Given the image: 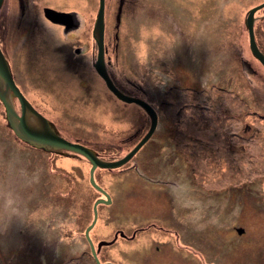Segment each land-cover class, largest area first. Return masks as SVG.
<instances>
[{
	"label": "rangeland",
	"instance_id": "rangeland-1",
	"mask_svg": "<svg viewBox=\"0 0 264 264\" xmlns=\"http://www.w3.org/2000/svg\"><path fill=\"white\" fill-rule=\"evenodd\" d=\"M51 1L57 5H67L62 8L64 10L75 11L79 26L69 32L68 38L65 37L66 32L61 36L55 25L40 23L38 20L44 19L35 6L31 11H21L19 6L13 10V0L3 1L0 9V21L3 19L0 22V47L15 83L62 136L90 142L93 150L101 147L102 152H99L106 157H122L133 147L128 144V130L137 127L141 121H149L144 135L150 119L137 105L118 100L93 67L96 44L92 29L98 0ZM263 1L104 0L107 72L122 92L148 101L158 111V119L162 122L153 141H170L168 136L163 137L168 132L161 133L164 120H180L178 125L184 127V124L194 125L193 119L196 118L202 123L208 120L213 133L217 131L216 124L220 128L222 125L227 137L223 139L220 134L211 137L213 147L219 145L220 148H217V152L212 146L205 148L209 158L206 175L197 172L192 175L193 172L189 174L187 170L190 164L186 151L195 152L197 148L190 144L192 140L184 137L176 145L178 148L173 150V164L178 163L176 167L173 166V200L184 204L192 201L199 205L197 209L192 208L185 213L193 217L191 221L181 220L178 228L173 223V238L150 230L138 233L133 241L119 242L112 249L105 246L99 255L101 260L114 256L126 264H137L138 250L145 246L150 249L146 251L148 257L145 264H162L164 255L158 256L153 247L156 242L167 239V243H173L174 249L178 247V253L165 255L173 258V264H216L210 260L201 241L187 243L189 238H199L213 243L223 241L226 249L230 246L228 240L239 243L240 250L236 248L238 260L227 262L228 259L225 264H264V252L257 251L255 245L244 246V237H239L236 229L233 230L239 224L247 230L246 238L253 237L257 240V246L264 247V213L247 208L238 214L236 199L227 200L228 187L240 183L252 193L257 206H264V119L261 118L264 116H259L264 114V69L250 52L244 24L247 11ZM43 2L45 0H38V3ZM261 12L264 13V8ZM256 28L257 40H263L264 33L257 23ZM115 33L118 35L117 41ZM61 42L63 44H59ZM76 48H79V53H75ZM11 101L19 112L17 99L11 97ZM237 105L243 109L240 114L234 110ZM251 110L256 115H251ZM30 119L32 123L35 122L33 118ZM237 121L242 124L247 121L261 128L254 137L257 147L256 175L244 173L255 163L250 160L248 148L244 149V146L241 152L242 170L236 168L237 149H234V137L229 131ZM169 130L174 131L173 128ZM190 131L194 133L195 129L190 128ZM177 134L176 131L174 137ZM207 136L210 137L209 134ZM227 141H230V146ZM154 144L151 146L154 147ZM163 144L161 149L165 150ZM53 150L60 149L32 145L20 139L8 126L5 108L0 101V264H59L67 256L63 250L56 254L57 240L54 238L48 239L49 244H44L40 250L42 242L37 239L36 243L33 239L47 218L52 219V232L58 231V224L63 221L67 229L75 227L73 218H63L57 203L56 197L62 192L64 180L56 185L53 182L51 168L60 164L55 157V160L52 159ZM201 151L202 147L197 149L193 164L200 159ZM148 153L149 146L137 156L142 160ZM22 155H27L30 161L21 160ZM76 163L80 165L81 189L90 193L84 181L90 164L82 159L80 163L72 161L69 165ZM69 168L66 167L67 170ZM98 171V181L105 189H109L111 183V189H114L115 179L123 176L118 169ZM43 177H47V181ZM163 177L169 179L170 172ZM48 183L50 187L46 185ZM134 184L142 192L140 196L125 198V203L122 200L119 205L114 203L105 210H99L97 221L101 226L93 229L95 234L92 237L95 246L96 241L108 239L114 228H121L130 234L135 228L146 225L148 214L143 210L152 202L156 205L157 199L163 201L157 187L152 188L145 181L134 180L124 183L123 187L118 184L120 199H123V191ZM219 189L226 190L222 193L217 191ZM52 192L54 198H50ZM88 200L89 212L83 225L92 220L94 193ZM223 203L227 207L217 215L214 208L217 205L221 209ZM198 209L200 213L195 212H199ZM70 211L75 214L77 207H72ZM202 211L206 213L202 214ZM200 216L203 217L199 219ZM175 229L178 234L174 233L177 232ZM74 242L82 246L87 240L83 243L81 238L76 237L63 249L69 253V247L74 246ZM120 250L124 251L125 256L118 254Z\"/></svg>",
	"mask_w": 264,
	"mask_h": 264
},
{
	"label": "trees",
	"instance_id": "trees-1",
	"mask_svg": "<svg viewBox=\"0 0 264 264\" xmlns=\"http://www.w3.org/2000/svg\"><path fill=\"white\" fill-rule=\"evenodd\" d=\"M117 21L119 22V19ZM118 22L116 23V26H117ZM117 38H118V35H117V33H115V41H117ZM96 50H97V47H96ZM106 52H107V45H105V42H104V56H105ZM105 64H106V62H105ZM262 68H263V66H262ZM185 101H187V100H185ZM129 104H131V103H129ZM241 105H243L242 102H241ZM138 107H140V106H138ZM201 107H203V106H201ZM227 108H228V105H227ZM234 110L236 111V113L240 114V112L243 109H241V107H239V105H237V106H235ZM155 111H156V109H155ZM156 113H157V125H156L154 132L150 136V138L145 142L144 145L141 146V148L138 149V151L126 163L119 166L118 168H114L115 170L118 169V171H120V173L123 174V176L115 179L116 181H115V184L113 185L114 189H111L112 183L110 184V182H109L110 187L108 186L109 189L106 188V190L109 191L110 193L112 191L111 194H112V196H115L116 200L119 199V193L121 191L118 184L123 187L124 183L131 182V181L136 180L138 178H141L142 180L146 181L147 183H152V184L165 183V180H164L165 178L163 176H166L167 172H170L169 169H171L173 166L176 167V165L178 164V163L173 164V156H174L173 150H174V148L175 149L178 148L176 145L179 144L184 137L186 140L187 139L190 141L192 140L190 144L195 145V147H197L196 151L198 148L202 147L201 157L194 164H193V160H194V154L196 153V151L195 152L186 151L187 152L186 153L187 161L190 164V169H187L189 174H192L190 172V171H192L193 172L192 175H194V172H197L196 174H203V175L205 173V175H206L207 169L209 168V164H208L209 158H208V151L205 148H208L207 145L213 147V145H212L213 139H211V137L212 138L215 137V134H220L223 137V139H225L227 137V135H225V132L223 131L224 129H223L222 125L220 128V126L219 125L217 126V124H216L217 131H215L213 133V130L211 128L212 126L209 124L208 120H206L205 123H202V120H200V119L198 120V118H196V119H193L194 125L185 126V124H184L183 125L184 127H180L178 125V122L180 120H173V121L172 120H170V121L164 120L163 123H165V124L162 127L163 132H161V133L164 134V133L168 132V134L166 136H163V137L165 138L168 136V139L170 141L164 142L162 140V142L156 143L153 140H154L156 133L159 132V131H157V127H158L159 123L162 122L158 119L159 118L158 111H156ZM250 113H251V115L253 113L256 115V112L254 110H251ZM241 116L242 115H240V117ZM259 116L260 117L264 116V114H259ZM261 118L264 119V117H261ZM148 122L149 121H141V122H139L137 127H135V128L131 127L128 130L130 133L128 144H132L133 146L135 145V143L143 135L144 130L146 129V125L148 124ZM233 125L234 126H233L232 130L229 131V134H231L234 137L232 144L234 145V149H237L235 151L236 168L240 171L242 170V168H241V152L243 150L242 147L244 146V149H245V147L248 148V151L250 153V160L255 162L254 165L252 164V167H250L244 173L246 175H256L257 174V168H256V166H257V147L254 144V137L258 133V129L261 130V128L255 124L249 123L247 121H244L243 124L241 123V121H237ZM226 127L228 128V126H226ZM170 128H173L174 131L169 130ZM190 128L195 129L194 133L190 131ZM158 129H159V127H158ZM180 129H182V131H180ZM57 131L59 132L58 129H57ZM176 131L178 132V134L176 137H174L175 135H173V134ZM59 133H61V132H59ZM207 134H209L210 137H208ZM173 138L174 139L176 138L175 142H174ZM68 139L71 141L80 142L83 145L91 147L89 144L90 142H87V141L82 142L81 140H79L77 138L74 140L71 138H68ZM223 141H224L223 144H225L226 143L225 140H223ZM152 143H155L154 147H152V150L149 151L148 155L144 159L140 160L138 158L137 154L140 153L141 151H143L147 146L150 147L152 145ZM168 143H170L169 146H167ZM227 143H228L227 145L230 146V141H227ZM162 144L164 145L165 150L161 149V148H163ZM173 145H174V147H173ZM218 147H219V145H217V146L214 145V147H213L215 149L214 152L218 151L217 150ZM204 149H205V152H204ZM94 150L97 152V154L100 158L105 159V160H115V159H118L121 157V155H115V156L109 158V157H106L105 155H101L99 152V151L102 152L101 147H99V149L94 148ZM51 153H53L52 159L55 157V159H58V162H60V164L58 166L56 165V166H54V168H51L52 174H54L53 182L55 181V185H56V184H58V182H63V180H64L62 192L59 193V195L56 197L57 203L60 205L63 218L64 217L73 218L72 221L75 222V227L72 230L70 228L67 229L66 228L67 224L65 223V221H63V222L58 224V227H59V228H57L58 231L52 232L50 230L51 227H53L51 225L52 219L47 218L44 220L41 228H39V230L37 229V231H36L37 233H35L33 239H35L36 243H38L39 240L42 242L41 246L39 247V250L42 246H44V244L45 245L49 244L48 239L54 238L55 240H57L55 249L58 250V253L56 251V254L59 255L62 250L64 251L63 254H67L66 257H63V259L58 262L59 264H96L92 254L90 252V247L88 245V242L86 243V239H85L84 234H83L86 226L91 221L88 223L86 222V224H84V225H83V222H84V219H86L87 212H89L87 210V204L89 201L88 200L89 197L94 193V201H95V199L97 197L102 196V195L99 191H97L90 184L89 172H88V176L86 177V179L84 181L86 182L88 190H90L89 191L90 193H88L85 190L82 191L81 186H80V184H81V182H80L81 181L80 180V172H81L80 171V165L78 163L72 164L73 166L69 165L70 163H72V161L80 163L82 161V159L83 160L86 159L85 157H83L80 154L73 153L70 151H64V150H57V151L53 150ZM30 156H32V155H30ZM56 156H57V158H56ZM61 156H63V157H61ZM27 157H28L27 155H22L21 160L26 161V162L30 161ZM55 159H53V160H55ZM88 163H89V161H88ZM61 164H62V166H61ZM63 165L65 166V168L63 167ZM67 166H70L69 170L66 169ZM263 166H264V164H263ZM99 169L102 170V168H99V167H97L94 170V179H95L97 184L101 185L100 182L98 181V177H97L99 174V171H98ZM114 169H112V170H114ZM164 172H166V174ZM132 173H134L135 175H131ZM260 173L262 174V172H260ZM129 174H130V176H129ZM124 175L128 176V177L124 178ZM50 176L52 178V175H50ZM44 178H46L45 180L47 181V177H43V179ZM46 185H48L50 187V183H48ZM45 188H46V186H45ZM207 190L208 189H206V191ZM225 190L226 189H219L217 191L224 193ZM228 192H229V196H227V200L236 199L235 201H237V203L239 204L238 208L240 206H245L246 204L252 203L255 206L254 207L255 209H257L258 211H262V212L264 211V209H263L264 206L263 205L257 206L255 203H258V202H256V200L251 197L252 193L250 194V192H248L247 189L243 188V185H240V183H237V184L235 183L234 185L228 187ZM40 196L42 197V194ZM50 198H54V192L50 193ZM56 198L54 199L55 201H56ZM29 200L30 199H28L26 201H29ZM173 201L177 202L176 200H173ZM258 201H260V199ZM190 202H192V201H187L185 204H190ZM178 203H179L178 205L184 204L181 201H179ZM75 206L77 207V212L74 214L72 211H70V209L72 207H75ZM105 206H107V205H103V204L97 205L98 212H99L100 207H105ZM205 207H208V206L205 205ZM226 207H227L226 204L223 203L221 206V209L216 205L214 210L218 215L221 212V210L226 208ZM91 212L93 215L92 207H91ZM199 213H200V210H199ZM203 213H206V212L202 211V214ZM218 217H220V216H217L216 218H218ZM97 223H99V222H97ZM178 223H180V222H178ZM54 233H56V234H54ZM236 233L238 234L239 232H236ZM39 234H42V236H39ZM52 234H54V235H52ZM210 234H212V232H210ZM184 236L187 237V234H185ZM76 237L81 238L83 243H86V244L80 246L79 244H76L74 242V246H70L69 250H68L69 253H67V250H64L63 246L68 244L69 242L74 241V239ZM37 239H38V241H37ZM42 239H46V240L42 241ZM200 241L203 243L206 242L204 239H200Z\"/></svg>",
	"mask_w": 264,
	"mask_h": 264
},
{
	"label": "water",
	"instance_id": "water-1",
	"mask_svg": "<svg viewBox=\"0 0 264 264\" xmlns=\"http://www.w3.org/2000/svg\"><path fill=\"white\" fill-rule=\"evenodd\" d=\"M3 0H0V6ZM264 7V1L251 7L246 14L244 24L248 33V44L251 54L260 62L264 68V54L260 51L257 46L253 23L254 14L257 10ZM45 16L51 20L61 22L67 27L72 23V17L70 14L65 12H59L52 8H45ZM92 37L96 43V58L93 63V67L96 73L103 80L106 88L120 101L125 103H134L140 106L149 116L150 124L145 132V134L136 142V144L122 157L115 160H104L99 158L97 153L88 146L81 144L80 142L70 141L65 137L58 134L52 123L42 115L34 106L29 102V100L22 93L20 88L15 83L12 73L10 71L8 62L0 48V101L2 102L8 126L15 132V134L27 143L32 145L48 147L52 149H62L77 153L85 157L90 163L89 169V182L90 184L99 191L106 199L102 197L97 198L92 205L93 217L91 222L86 226L84 234L89 242L92 255L95 259L96 264H114L111 262H103L97 258L93 243L89 237V230L93 227L97 219V205L99 203L110 202L109 195L107 192L96 183L94 179V170L99 168L114 169L126 163L142 145L150 138L157 124V113L155 109L144 99L135 97L122 92L110 78L106 65L104 56V0H98V9L96 17L94 19ZM11 97H15L19 104V112L15 110L12 105ZM34 119V123L31 122ZM37 123V125H36ZM241 232V229H238ZM105 243V242H102ZM101 244V243H99Z\"/></svg>",
	"mask_w": 264,
	"mask_h": 264
},
{
	"label": "flooded vegetation",
	"instance_id": "flooded-vegetation-1",
	"mask_svg": "<svg viewBox=\"0 0 264 264\" xmlns=\"http://www.w3.org/2000/svg\"><path fill=\"white\" fill-rule=\"evenodd\" d=\"M2 5H3V2L1 4V6H0V9H1ZM18 6H19L21 11H24V10H27V11L30 10L31 11L33 9V7L35 6L37 8L38 12L42 13V16L41 15L40 16L44 20H42V19H40V20L45 22V23L48 22V23H50L52 25L57 26L60 29L61 36H63L64 32H66L65 37H67V38L69 37V34H70L69 32H73L79 26V21H78V19L76 17L75 11L74 10H64V9H62V8L67 7V5H57L51 0H45V2H43V3H38V0H24V1L23 0H16V2H15V0H13V5H12L11 8L13 10H16L18 8ZM45 8H52V9H54L56 11L65 12V13L70 14L71 17H72L71 25H69L67 27L66 25H63V24L59 23L58 21H54V20L49 19L48 17L45 16ZM263 8L257 10L255 12V14H254L255 19H254V23H253V30H254V37H255L257 46L260 49V51L264 54V39L263 40H260V39L257 40V34H256L257 33L256 23L258 24V26L262 30V33H264V13L261 12V10ZM258 11H260V13L256 14ZM22 15H24V13H22ZM40 16H39V18H40ZM21 17H24V16H21ZM40 20H38V21L40 22ZM0 22H3V19H1ZM61 31H62V33H61ZM59 44H63V43L61 42ZM59 46L61 47L62 45H59ZM1 50H2V48H1ZM74 51H75V53H79V48H76ZM58 134H60V133L58 132ZM66 139H68V138H66ZM60 150H62V149H60ZM150 150H152V146L149 147V151ZM64 151H66V150H64ZM61 157H63V156H61ZM102 170H106V169L102 168ZM169 171H170L171 177L169 179L165 178L164 179L165 183L152 184V183H147L145 181V183L150 185L149 187H152V188L157 187L158 188L157 191H159L158 193L164 198L162 202H160V200L157 199L156 200L157 201L156 205H154V203L152 202L153 204L151 203V206H147L146 209L143 210V211L146 212V214H148L146 216V218H147L146 219L147 220L146 225L135 228L132 231V233H130V234H128L127 232L123 231L121 228H114L112 230L111 236L108 239H105V240L104 239H100V240L96 241L95 242L96 246H95L94 243H93V238H92L93 235L95 234L93 229L95 227L97 228V226H101V225H98L99 223H97L98 221L96 219L95 224L89 230V237H90V239H91V241L93 243L97 258L100 261V263L111 262V263H114V264H126L122 259H117V257H114V256H110L109 259H107V260L106 259L105 260H101V258H99V255L101 254V251H102V249L105 246H107V248H109V249H112L119 242L133 241L135 239V237H137L138 233L144 232V231L146 232V231H150V230H154L155 233H159V234H161L164 237H168L169 238L170 236H172V238H173V223H174L175 227L178 228L177 224L181 220L189 221V219H190V221H191L193 219L192 216L185 215V213H187L189 211V209H192V208H196L197 209V207H199V205H195V204H193V202H190V204H180V205H178L179 204L178 202L173 201V167L171 169H169ZM134 181H144V180H142L141 178H138V179H136ZM103 189L109 195L110 202H108V203H99V204L107 205L105 207H100L99 208L100 211H102L103 209L105 210L108 206H110V205H112L114 203L119 205L120 201H122V200H124V203H125V200H126L125 198H129L131 196L138 197L142 193L139 189L136 188V185L134 184V185H132L130 187V189H126L124 191L122 190L123 191V195H122L123 199H120V197H119L120 200L119 199L116 200L115 196H112V194H111L112 191L110 193L105 188H103ZM144 193L153 195L155 198H160L158 195H154V194H152L150 192H144ZM99 197H102L103 199H106L105 196H103V195L99 196ZM99 197H97V198H99ZM254 207L255 206L252 203L251 204L250 203L246 204L245 206H240L238 213L241 214L247 208H251L255 212L264 213V211L263 212L262 211H258ZM192 212H194V211H192ZM192 212H189V213H192ZM195 212L199 213L197 210ZM98 214H99V212L97 210V217H98ZM142 215H144V214H142ZM142 217L143 216H141V218ZM201 217H203V216H200L198 218H201ZM235 229H236V232H238V229H241V232L238 233L239 234L238 236L239 237H244L243 238L244 241L242 243L244 246L245 245H249V246L255 245L258 248L257 251H260L262 253L264 252V247L256 245L257 244V240L255 238H253V237H247L246 238L247 230L245 228H243L242 226L237 224V225L234 226L233 230H235ZM175 230L177 232H174V233L178 234L179 233L178 230L177 229H175ZM90 232H91V235H90ZM83 234H84V232H83ZM84 237H85V234H84ZM85 239H86V237H85ZM177 240H178V238H177ZM187 241H188L187 242L188 244L189 243L193 244V243H199L198 241H200V240H199V238H195V239L189 238ZM87 242H88V240H87ZM102 242H105V243H102ZM99 243H101V244H99ZM204 243H206L207 246H205ZM204 243L202 242V244H203L208 256L210 255V257H211L210 260L212 262H215L216 264H225V261L228 260V259H229V261H227V262H230L231 260L232 261H237L238 260L239 252L238 253L236 252L237 251L236 248H238L240 250L239 243H236V242L228 240V243L230 244L228 249H226L225 242H223V241H217L216 243H213L211 241H206ZM242 244H241V246L243 247ZM88 245H89V242H88ZM171 246H172V248H171ZM89 247H90V245H89ZM153 248L157 252L156 254L158 256L164 255L163 259L161 260L162 264H173V258H171V257L169 258L168 256H165L167 254H173V252L174 253H178L176 251L178 249V247L176 246L175 249H174L173 248V243L171 241H170V243H167V239H166V240H162L161 242H156L154 244ZM210 249H212V250H210ZM149 250L146 249L145 246L141 247V249L138 250L139 251V253H138L139 258L136 259L137 264L138 263L145 264V260H146L145 258L148 257L146 255V251H149ZM90 252H91V249H90ZM201 252H202V254H204V250L201 249ZM91 254H92V252H91ZM118 254L120 256H125V253H124L123 250H120L118 252Z\"/></svg>",
	"mask_w": 264,
	"mask_h": 264
},
{
	"label": "bare ground",
	"instance_id": "bare-ground-1",
	"mask_svg": "<svg viewBox=\"0 0 264 264\" xmlns=\"http://www.w3.org/2000/svg\"><path fill=\"white\" fill-rule=\"evenodd\" d=\"M199 1V0H198ZM40 23H42V24H45V25H47L45 22H43V21H41L40 20ZM57 27V26H56ZM55 28V27H54ZM58 28V27H57ZM56 29V28H55ZM59 29V28H58ZM60 30V29H59ZM57 59H58V56H57ZM58 62V61H57ZM49 66H51V64H49Z\"/></svg>",
	"mask_w": 264,
	"mask_h": 264
}]
</instances>
